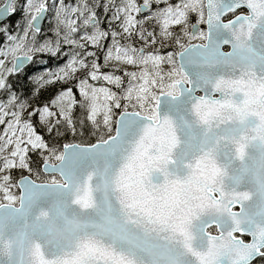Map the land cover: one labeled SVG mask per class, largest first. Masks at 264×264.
Segmentation results:
<instances>
[{
  "label": "snow or ice",
  "instance_id": "6c2138e0",
  "mask_svg": "<svg viewBox=\"0 0 264 264\" xmlns=\"http://www.w3.org/2000/svg\"><path fill=\"white\" fill-rule=\"evenodd\" d=\"M0 264H264V0H2Z\"/></svg>",
  "mask_w": 264,
  "mask_h": 264
},
{
  "label": "trees",
  "instance_id": "16d2710c",
  "mask_svg": "<svg viewBox=\"0 0 264 264\" xmlns=\"http://www.w3.org/2000/svg\"><path fill=\"white\" fill-rule=\"evenodd\" d=\"M0 2H2V0H0ZM66 2H67V3L69 2L70 4H74V3L76 2V0H66ZM22 15H23V14H21V12L18 11L17 14H16L15 16L12 17L11 23H12V25H13V30H15V24H17V23H22V22H23V20H22ZM103 19H105V18L103 17ZM45 29H47V28L45 27ZM45 59H47V58H45ZM57 63H59V62L53 60V61L51 62V64L48 65V67H51V68H52V67H53L54 65H56Z\"/></svg>",
  "mask_w": 264,
  "mask_h": 264
},
{
  "label": "rangeland",
  "instance_id": "374dc122",
  "mask_svg": "<svg viewBox=\"0 0 264 264\" xmlns=\"http://www.w3.org/2000/svg\"><path fill=\"white\" fill-rule=\"evenodd\" d=\"M69 3V2H68ZM21 14H22V12H21ZM101 19L103 20V16H101ZM103 27H106L107 25H106V22H105V24L104 25H102ZM45 31H47V29H45ZM60 63V62H59ZM58 64V63H57ZM57 64L56 65H54L53 67H52V69L54 70L56 67H57Z\"/></svg>",
  "mask_w": 264,
  "mask_h": 264
}]
</instances>
